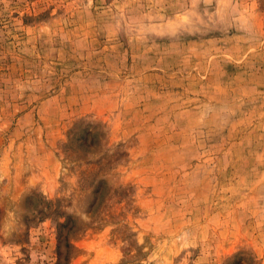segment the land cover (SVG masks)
<instances>
[{"label": "rangeland", "instance_id": "rangeland-1", "mask_svg": "<svg viewBox=\"0 0 264 264\" xmlns=\"http://www.w3.org/2000/svg\"><path fill=\"white\" fill-rule=\"evenodd\" d=\"M0 264H264V0H0Z\"/></svg>", "mask_w": 264, "mask_h": 264}]
</instances>
